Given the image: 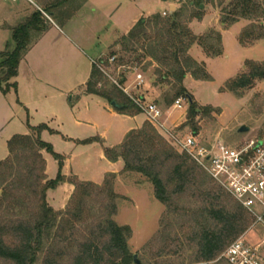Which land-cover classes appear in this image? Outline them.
<instances>
[{
    "label": "trees",
    "instance_id": "1",
    "mask_svg": "<svg viewBox=\"0 0 264 264\" xmlns=\"http://www.w3.org/2000/svg\"><path fill=\"white\" fill-rule=\"evenodd\" d=\"M67 1L70 0H55L44 7L47 10L62 9ZM180 3L181 6L169 15L156 13L141 19L115 43L128 56L127 59L110 53L108 58L95 63L114 72L136 62L143 64L141 70L146 72L155 64L152 87L167 88L162 96L166 107L178 98L189 103L183 127H190L192 134L197 135L195 119L218 111L198 107L182 86L187 75L197 81L211 80L205 64L196 62L189 50L197 45L207 58H217L222 55L223 46L218 31L209 30L204 35L195 36L187 23L202 19L204 10L201 5L219 8V23L224 29L243 20L250 22L237 37L239 46L247 47L264 39V27L260 22L264 18V9L258 0H182ZM42 23L41 13L36 12L12 29L14 49L0 52V86L5 85L3 93L16 88L9 81L17 76V67L28 49L31 33L42 32L38 29ZM111 57H115L114 64H108ZM95 63L91 66L85 93L108 104L115 103L112 109L119 115L135 117L142 114ZM243 67L244 71L227 81L221 92L240 97L256 82L264 81V62L246 60ZM123 77L124 73H121L119 79ZM29 129L30 134L14 135L7 142L8 156L0 161V263L36 264L43 255L42 264H134L128 248L131 231L114 221L117 203L122 199L113 190L115 176L106 175L100 185L82 182L76 177L65 178L60 173L62 157L40 139L42 132H53L44 124ZM94 142L101 145L107 161H122V172L146 178L153 187L155 200L165 206L167 212H172L173 198L186 192L198 197L201 205L192 214L195 224L193 238L198 242L195 263L215 261L251 222L249 214L236 202L230 208L223 205L222 197H231L185 153L174 149L148 121L141 128L128 132L117 147H104L99 138L81 144ZM42 151L58 162L59 171L53 180L46 178ZM63 183L70 184L73 192L64 209L54 211L46 202V192ZM80 227L87 234L78 240Z\"/></svg>",
    "mask_w": 264,
    "mask_h": 264
},
{
    "label": "rangeland",
    "instance_id": "2",
    "mask_svg": "<svg viewBox=\"0 0 264 264\" xmlns=\"http://www.w3.org/2000/svg\"><path fill=\"white\" fill-rule=\"evenodd\" d=\"M52 1L55 0L0 1V52L5 50L11 52L14 49L11 32L25 15L44 10L49 15L46 14L47 18L42 16L43 23L38 26V29L44 31L50 27L48 18L59 26L63 32L62 37L68 39L69 50L67 52L74 60L76 75L74 87L69 91L70 95L58 103H64L69 110L74 108L73 112L79 119L89 117L90 127L78 131L65 125V121H63V127L60 129L61 122L53 119L47 124L50 129L61 132L60 135L48 132L49 134H44L42 139L40 135V139L49 144L55 154L62 157L63 163L62 155H75L71 166L77 172L80 180L99 183L102 180L103 172L121 168L123 163L119 160L118 165L112 166L104 158H100L99 143L81 144V142L101 138L104 146L115 147L123 138V136L121 137L123 132L129 127H135L136 123L122 118L117 113V116L109 114L99 106L101 102L97 97L84 98L87 95L83 92L85 85H80V78H83L90 70L89 59L97 61L99 55H103V59H105L109 57L110 53L127 59L128 56L123 54L118 45L114 44L124 36L129 28H132L133 20H136L137 23L153 14L168 11V3L178 2L179 8L182 0H70L64 3L62 9H45L44 6ZM258 2L264 9V0H258ZM202 9L204 10L202 19L188 22V28L196 36L204 35L209 30L218 31L222 35L223 52L220 57L207 59L200 50H197L198 53L193 52L191 57L199 63L204 61L206 72L211 80L197 81L188 75L182 83L183 88L198 107H209L218 111L216 114L200 115L195 119L198 127L196 140L207 145L215 139H220L230 146H235L248 139L261 138L264 136V81L256 82L253 88L244 91L240 97L229 92H221V88L227 81L234 79L244 71L243 64L246 60L264 62V39L251 46L241 47L237 43L238 34L250 22L243 20L224 29L219 23V8L205 5ZM169 14L167 13V15ZM260 22L264 27V18ZM40 33H31L30 44L19 64L21 61H25L27 52ZM114 41L115 43H113ZM154 67L155 64H152L146 72L142 73L143 85L141 88L137 90L131 88L128 93L134 99L145 98V105H157L161 111V117L159 125L155 127L156 131L174 149L181 152L177 143L184 141L192 134L190 127H183L189 103L182 102L181 109L173 108V104L166 107L162 103V96L167 88L152 87ZM23 70L26 69L23 68ZM107 73L112 78H116L118 74L113 69H107ZM124 74L126 77L125 87L130 84L133 87L136 72L126 70ZM1 77L2 74H0ZM15 78L11 79L9 84L16 85ZM0 87L1 161L8 156L7 142L14 135L30 134L29 127H37L46 122L38 121L34 114H32L33 118H28L27 110L19 105L21 101L19 102L15 93L16 88H9L7 92L3 93L5 85L2 84ZM70 96L73 97V101L69 100ZM79 99L80 101H78ZM98 115L101 117L99 118ZM142 115L144 114L142 113ZM142 118L141 114L138 115L136 122L139 123ZM145 121H147L146 118ZM93 124H96L97 128H93ZM241 127H245L247 132L238 133ZM61 135L84 140L79 143L65 142ZM45 155L48 160V179L53 180L59 171L58 162L50 154L45 152ZM63 163L60 169L61 175ZM113 175L115 176L113 190L122 198L117 203L114 221L119 226L129 227L131 231L128 240L129 252L132 257L136 256V260L140 264H227L221 257L222 254L213 262L195 263L198 242L193 238L192 229L195 228V224L192 214L201 204L193 193L186 192L182 196L173 198L172 212H167V208L155 200L153 187L146 178L136 173L122 171ZM57 188L47 191L46 196L48 194L49 199L52 198V195L57 196L59 193ZM221 202L223 205H228L227 208L235 205L232 198L225 196L222 197ZM49 205L55 206L52 203ZM262 228L260 225H254V220L251 218V222L241 235L246 233L244 240L247 243H253L262 237L264 232ZM78 231V240L87 234L83 227H80ZM149 242H152V245L144 249ZM43 258L44 256L40 255L36 264H42Z\"/></svg>",
    "mask_w": 264,
    "mask_h": 264
},
{
    "label": "crops",
    "instance_id": "3",
    "mask_svg": "<svg viewBox=\"0 0 264 264\" xmlns=\"http://www.w3.org/2000/svg\"><path fill=\"white\" fill-rule=\"evenodd\" d=\"M27 1L31 2V0H27ZM86 2L89 3V1H86ZM177 3H168V11H164V12L172 13L176 11L178 9ZM39 11L40 10H38V12ZM40 13L42 16L47 18L46 14L43 11H40ZM31 15L32 14L25 15V17L22 16L23 18L20 20L19 24L24 23ZM48 20L50 23V27H48L46 30L40 33V36L34 41L31 48L27 52V55L24 58L25 61L24 62L21 61V63L19 64L18 74L14 80V82L16 83L15 93L18 97L19 102L21 101V103H19L20 107L27 110L29 119L33 118L32 114H34V116L38 119V121L46 122V123H41V124L46 125L49 129L50 127L47 124L49 123V121L53 119L60 121L61 122L60 129H62L63 124H64L63 121H65V125L73 128L74 130L81 131L83 130V128L85 129L87 127H90L89 122L91 120L89 119V117L86 116L84 118L79 119L73 112L74 108H71L69 110L64 105V103L59 104L61 100L65 99V97L68 98V95H70L69 91L73 89L74 84H75L76 74H75V66L73 63L74 60L73 58L70 57V54L67 52L69 50V46L67 43L68 39L62 37L63 32L61 31L59 26H57L53 22V20L49 18ZM135 23H136V20H133V24L131 26L132 28L135 25ZM132 28H129V30H127V32L124 33V35H126ZM113 43H115V41ZM197 50H200L202 52V50L197 45L192 46L191 49L189 50V55L191 56L193 52L198 53ZM202 55H204L203 52H202ZM204 57L207 59L205 55ZM31 58H32V61H31ZM103 58H104L103 55H99L97 56V61ZM93 61L94 60L89 59L90 70L87 72L88 74H86L85 76L82 75L83 78H80L81 86H84L89 80L91 66H92ZM201 63H204V61H201ZM23 68H25L27 71L23 70ZM83 92H85V90ZM88 96H92V95H87L84 98H88ZM72 98L73 97L70 96L69 100L73 101ZM98 99L101 102L99 103L100 107L104 108V110L108 112L109 114L117 116V114L113 111L112 107L108 105L107 103H105L106 101L100 98ZM78 101H80V99ZM141 116L143 117L142 120L139 123H137L136 119L138 118V116L128 117V116L121 115L122 118H126L127 120H130L133 123H136L135 127L133 128L129 127L127 130H125L123 134L121 135V137L123 136L124 138L128 132L141 128L146 118L142 114ZM98 117L100 118L101 115H98ZM31 126H34V125H31ZM92 127L97 128V125L93 124ZM50 130L53 131V135L54 134L60 135L61 133L55 129H50ZM47 133H48L47 131L43 132L41 134V139L44 136V134H47ZM20 135H28V134H20ZM61 138L65 142L71 141L74 143H79L80 141L84 140V139H79V138L75 139V138L64 137L63 135H61ZM123 138L119 140L118 145L121 144ZM99 139L102 141V143H104L101 138ZM91 145H95V144H91ZM118 145H116L115 147H117ZM98 154H100V158L105 159L101 145H100V151ZM41 155L45 161V165H46L45 175H46V178L48 179V175H47L48 160L46 158L44 151L41 152ZM62 156L64 158V163H63L64 166L62 169V175L65 178L76 177L79 181L88 182L87 180H80L77 172L73 170L71 166V163L73 162V159L75 158V155H72V156L62 155ZM107 162L110 163L112 166L119 164V161L115 163H111L109 161ZM122 169H123V166L121 168L113 169L110 172H103L101 176V179H102L101 182L99 183L96 182L94 184L96 185L102 184L105 175L118 174L119 172L122 171ZM57 190L59 192L58 195L57 196L52 195V198L50 199L47 194L46 196L47 203L48 205L49 203H52L53 205H55L54 207L53 206L51 207L50 206L51 204L49 205L54 211H61L64 209L70 196L72 195L73 187L68 183H63L60 186H58Z\"/></svg>",
    "mask_w": 264,
    "mask_h": 264
},
{
    "label": "built area",
    "instance_id": "4",
    "mask_svg": "<svg viewBox=\"0 0 264 264\" xmlns=\"http://www.w3.org/2000/svg\"><path fill=\"white\" fill-rule=\"evenodd\" d=\"M0 1L15 2L19 0ZM166 15L167 13H162V16ZM114 62L115 57L108 59V64H114ZM92 63L94 64L95 61ZM95 64L100 72L142 111L146 120L154 128L159 125L161 111L157 105H145L141 97L134 99L128 93L129 89L137 90L143 85V72H140L142 71L141 64L136 62L131 67L117 68L116 78H112L105 67ZM126 70L136 72L133 87L131 84L125 87V76L119 79V75ZM120 81L123 83L120 84ZM182 102L186 101L183 98H178L174 101L173 108L181 109ZM177 144L182 153H185L205 171L215 184L220 186L249 214L254 220V225H260L264 230V136L230 146L220 139L203 145L196 140V135L191 134ZM245 235L246 233L231 242L221 257L227 264H264V232L262 237L253 243H247L244 240Z\"/></svg>",
    "mask_w": 264,
    "mask_h": 264
},
{
    "label": "water",
    "instance_id": "5",
    "mask_svg": "<svg viewBox=\"0 0 264 264\" xmlns=\"http://www.w3.org/2000/svg\"><path fill=\"white\" fill-rule=\"evenodd\" d=\"M200 8L202 9L203 6L201 5ZM110 106H111L112 108L115 107V103H113V102L110 103ZM245 132H247V129H246L245 127H241V128L238 130V133H245ZM132 259H133L134 264H140L139 261L136 260V256H133Z\"/></svg>",
    "mask_w": 264,
    "mask_h": 264
}]
</instances>
